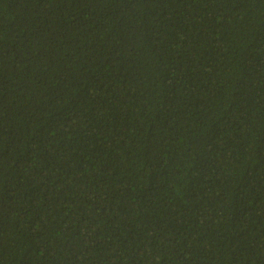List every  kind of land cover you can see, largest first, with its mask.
Listing matches in <instances>:
<instances>
[{"label":"trees","instance_id":"1","mask_svg":"<svg viewBox=\"0 0 264 264\" xmlns=\"http://www.w3.org/2000/svg\"><path fill=\"white\" fill-rule=\"evenodd\" d=\"M0 264H264V0H0Z\"/></svg>","mask_w":264,"mask_h":264}]
</instances>
